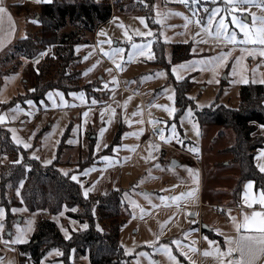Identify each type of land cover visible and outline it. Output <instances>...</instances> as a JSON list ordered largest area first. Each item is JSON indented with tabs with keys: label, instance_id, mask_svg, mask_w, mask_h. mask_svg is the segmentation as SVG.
<instances>
[{
	"label": "rangeland",
	"instance_id": "rangeland-1",
	"mask_svg": "<svg viewBox=\"0 0 264 264\" xmlns=\"http://www.w3.org/2000/svg\"><path fill=\"white\" fill-rule=\"evenodd\" d=\"M108 1L112 9L111 18L91 36L88 35L89 43L85 42L77 46L85 45L87 47V44H90L92 50L99 56L97 58H101L102 55L105 60L110 62L111 66L110 64L108 66L111 71L107 72L105 70L106 66H104L94 76L93 83L82 81L84 70L91 68L94 71L102 66V64H96L97 61L92 57L91 52L89 54L84 52L87 59L83 64L81 61L83 54H81L82 57L76 54L78 60L74 61L75 66L70 69L71 78L58 73V63L55 59L53 65L42 61L45 55H40L33 63L27 59H20L21 63L17 62L18 59L13 60L4 65V68L12 70H5V73H16L19 70L22 72V85L25 91L16 98L17 101L22 103L29 100L34 101L33 98L36 95L31 90L36 87V79L41 73V69L39 71L38 69L42 65L46 69L41 78V89L53 85L55 89L50 91L65 94L84 92L89 95L93 94V96L95 94L98 97L100 94L102 98L106 92H96V88H100V85H102V88L106 90V88L118 84L119 76L121 83L127 90L137 95L134 96L127 92L123 93L119 99L120 109L118 114L122 116L124 123L121 131L123 152L118 159L122 164V177L119 180L114 175L112 176L113 180L110 177L108 181L102 183H96L95 176L89 180L92 186L95 183L98 184L99 193H106L115 189L121 190L124 207L120 218L122 225L119 231V243L127 258L126 264H202L201 259L198 258L199 246L197 240L199 215L196 207L200 185L198 171L196 167L192 166L187 157L177 151H171L151 139L150 132L154 131L160 141L188 153H194L190 151L192 148H197L199 152L203 153L207 147V150L208 148L211 149L210 155L215 154V157L220 159L217 161L223 162V156L225 157L226 153H222V156H220L218 152L236 144L235 130L232 127L224 128L227 129V137L221 139L219 137L221 127L214 126L207 129L200 126L195 119V111L210 106L216 100L219 104L227 107L238 108L241 101V87L249 83L262 84L261 81H264V56L259 54V49L264 46L228 43L223 36L209 35V32H216V25L223 17L227 26V34L234 31L238 39H243V33L232 23V17L235 16L238 20L250 26L253 13L257 17L264 16V10L257 6L258 4H264V0H254L253 3H238L235 8L229 5L226 0H186V2H181V0H155L153 4V22L155 26L153 27L149 25L147 18L141 13L130 11L128 9L129 5L122 3L125 10L121 12L115 6L116 0ZM43 3L45 2H28L24 4H29L32 11L39 12ZM217 8L220 11L212 16L213 10ZM13 9L16 14L18 12L19 17L24 19L26 34L24 37H27L28 31L31 30L28 26V20H26L24 14H20V8ZM210 16H212V24L208 22ZM186 17L187 19H185ZM140 18H143L144 23H141ZM196 20H199L200 23L197 24ZM137 30L143 33L150 32L151 35H137ZM101 32L105 34L100 35ZM125 32L131 36V41L125 38ZM40 33L39 30L33 36H39ZM45 36L50 38L53 35L49 33ZM159 39L165 43V53L166 50L169 51L171 57H173L174 48L177 45L190 46L191 53L194 54L190 61L171 67V72L177 81L187 79L189 82L190 80L193 82V86L188 93V98L192 103L180 115H178L176 107V92L173 83L169 80L167 70L169 67L166 65L169 63L166 57L164 66L155 64L153 58L149 59L147 54L143 56L136 55L132 60L128 59V53L132 51V43L144 45L149 41H151V44L149 49L145 51L147 53L150 50L153 57L152 47L154 42ZM108 41L112 43L109 44ZM76 47L74 49L75 53ZM117 47L125 49L122 54L123 59L117 58L116 61L122 65L121 69H117L116 64L104 55V52ZM101 49L104 51L102 52ZM47 52V56H50L52 51L48 49ZM224 56H227V59L217 67L219 64L218 58ZM76 62H79V64L76 65ZM179 65H185V68L181 69L178 67ZM174 67L177 68L175 74L173 73ZM157 73H163L164 75L157 76ZM177 75L181 78L177 79ZM224 76L227 77L226 80ZM24 80H26L25 83ZM210 80L212 83H209ZM243 80H246L247 83L241 82ZM169 95H173V100L168 99ZM157 105L174 108L175 112L172 116H169L163 108L157 107ZM188 109L192 110L191 117L186 115ZM133 113H136V115H133ZM95 120L98 122L97 118ZM150 121H157L158 123H150ZM89 125L88 123L86 126L83 150H81L82 146L80 149V145H77L76 153L74 148L70 150L74 158L78 157L81 151L86 153L84 156H80V159L76 162L78 172L91 166L99 158V155L94 153L96 139L89 137L90 134L95 135L99 125L95 121L91 126ZM173 125H175V138H171L170 142L161 140L157 129L163 130L165 137H171ZM48 129L49 126H46L40 133L44 135ZM141 130L143 132L139 134ZM70 131V127H68L60 143L59 153L68 147ZM76 132L78 135L79 132ZM77 135L75 141L78 139ZM212 138L214 141L209 145L208 143ZM150 145L154 146L151 153ZM112 149H109V151ZM172 156L183 161L181 166L177 168L170 166L169 160ZM61 157L58 154L54 163L43 166L49 167L56 164L58 170L62 172L59 169V163L62 165ZM163 157L165 158L164 162L162 161ZM0 158L2 157L0 156ZM10 160L11 158L8 162ZM21 160L18 159V161ZM67 163H69L67 165H70L68 167L73 165L70 162ZM5 164H0V170ZM34 168H37L36 164H34ZM189 169L192 170L191 173L188 171ZM23 185L24 182L21 181L16 188L9 186L5 195L0 191V208L4 209V217L0 219V223L4 225L3 229H0V264H31L29 255L26 252L20 253L16 249L19 244L24 243L16 242L17 236L20 234L17 226L24 232L27 231L24 224L25 211L23 209L25 204L21 197ZM2 186L1 182L0 187ZM188 192L193 194L191 196L185 195L178 200L172 199L173 197H180L181 193ZM1 193L3 194L2 197ZM161 197L166 199L161 200ZM13 209H20L21 211L13 212ZM60 213H63L62 220L59 222L60 227L67 230V232H72V227L78 221L67 216L65 206ZM193 214L196 216L193 217ZM7 217L8 223L5 222ZM18 219H20V222ZM7 232H11L13 236L7 235ZM174 241L179 243H174ZM162 246L167 247V250L175 257V261L169 258ZM75 257L72 256L71 261L78 264L79 259L77 260ZM23 258L24 261H22ZM54 261L57 262V259ZM58 261V264H64L62 260L58 259Z\"/></svg>",
	"mask_w": 264,
	"mask_h": 264
},
{
	"label": "trees",
	"instance_id": "trees-1",
	"mask_svg": "<svg viewBox=\"0 0 264 264\" xmlns=\"http://www.w3.org/2000/svg\"><path fill=\"white\" fill-rule=\"evenodd\" d=\"M154 2L155 0H116L115 6L123 12L125 6L122 3L129 5L130 11L141 13L153 27L155 26ZM13 7L20 8V14H24L31 30L28 31L27 37L16 40L0 55V87L4 76L8 74L5 70H10L4 68V65L16 59L19 63H21L20 59H27L33 63L41 53L45 55L42 61L53 65L55 59L58 63V73L64 74V77H70V69L75 66L74 61L78 60L75 47L85 42L89 43V36L112 16L108 0L100 2L51 0L49 3H43L39 12L32 11L30 5L24 3ZM39 30L41 32L39 36H33ZM49 33L53 36L46 38L45 35ZM48 49L52 51L50 56H47ZM153 52V62L158 66H164L166 64L165 43L160 39L154 42ZM191 57L190 46L177 45L174 48L172 63H179ZM77 64L79 62H76ZM166 65L169 67L168 64ZM40 69L36 87L31 90L36 95L33 99L37 103L45 99L48 91L55 89L53 85L41 89V78L46 67L42 65L38 71ZM192 86L193 82L187 79L178 81L174 85L178 115L192 103L188 98ZM240 96L239 108L227 107L216 100L210 106L195 111V119L202 127H232L235 130L236 144L227 151L233 155L234 162L240 166L239 180L235 189L237 195L241 193L244 183L249 180L254 181L256 187L264 191V173L257 170L253 161L255 151L264 144V138L252 137V133L257 129L256 124L264 125V84L243 85ZM18 102L20 101L14 98L1 107L6 109ZM121 131L120 128L116 132L112 143L103 154H109L111 152L109 149L119 143ZM93 135L90 134L89 137ZM19 154L23 155L21 161H18ZM3 155L11 158L0 170V184L1 182L3 184L0 191L4 195L9 186L16 188L23 181L21 197L30 212L39 211L57 215L65 206L68 217L82 225H88L87 228L73 232L70 238L65 239L54 221L41 216L32 238L28 243L19 245L18 252H26L33 264H41L43 257L52 249H59L62 252L60 260L64 264H74L71 261L72 256H76L75 259L88 256L90 264L127 263L124 250L119 243V231L122 225L120 218L124 207L121 190H110L105 194H90L85 197L80 185L70 176L60 172L56 164L44 167L40 161L29 159L26 151L13 143L10 132L0 127V156ZM34 164L37 165L36 169ZM7 221L8 217L5 222L8 223Z\"/></svg>",
	"mask_w": 264,
	"mask_h": 264
},
{
	"label": "crops",
	"instance_id": "crops-1",
	"mask_svg": "<svg viewBox=\"0 0 264 264\" xmlns=\"http://www.w3.org/2000/svg\"><path fill=\"white\" fill-rule=\"evenodd\" d=\"M100 1L101 0H96V2ZM28 2L38 3L37 0H0V6L6 8L3 23L0 24V55L4 51H6L16 40L23 38L26 35L24 29L25 21L22 17H19L14 12L13 6L16 4ZM45 3L49 2L45 0ZM100 26H98V28ZM98 28L96 29V31L98 30ZM84 52L85 54H89L91 52L92 57L97 61L96 64H102V66L98 70L93 71L91 68H89L83 71L82 81H84L85 83H93L94 76L97 75V73L100 72L104 66H106L105 70L109 72L108 69L110 68L108 64H110V62L105 60L102 55L101 58H97L99 56L92 50V46L90 44H87V47L85 45L76 47V54L80 55L81 57V54H83L81 60L82 64L85 61ZM152 53L154 61L153 49ZM170 54L171 53L166 50L165 56L169 63V68L167 69L169 72V80L173 83L174 86L178 81L174 78V75L171 72V67L179 63L188 62L192 57L179 63H172V57ZM117 82L118 84H115L108 89L106 88V90L102 88V85H100V88H96V92H106L102 98L100 94L98 97L95 94L93 96V94L89 95L84 92H73L65 94L63 92L50 91L46 94V100H42L39 103L33 100H30L32 101V104L27 103V101L23 103L18 102L8 109L1 110L2 105L9 103L14 98H17L19 95L23 94V92L25 91L22 85V72L20 70L16 73L13 72L11 74H6L0 87V115H3L5 117L4 122L0 123V127L7 129L10 132L13 143L17 147L26 151V154L29 158L36 159L45 166L54 163L58 154L59 157L62 156L60 160L62 162V165L59 163V169L63 173L69 174L70 177H77V180L74 181L80 185L82 194L84 195L85 189H90L87 196H89L90 194H98L100 191L98 190V184L96 183L108 181L109 178L111 177L112 179V176L114 175L115 177L119 178V180L122 177V164H120V161L118 160L119 157L122 156L123 152L121 136L119 143L113 146V149L109 154L103 153L104 150L108 148V146L112 143L116 132L120 128L123 130L124 123L122 121V116L118 114V111L120 109L119 99L121 98L123 93L127 92L134 96H137L136 93L127 90V88L121 83L119 76ZM122 87H124V89H122ZM49 93H52L51 99H49ZM57 93L62 94L63 100H61L60 95H57ZM80 94H83V101H81V99L79 98ZM93 100L96 101L95 104L92 103ZM84 113H88V115L85 116ZM96 118L98 119V122L95 120ZM94 121L99 125L95 132V135H93V138L96 139L94 153L95 155H99V158H97L91 166L87 167L81 172H78L76 170V162L80 159V156H84L86 153H83L81 151L82 154L80 153L78 157L74 158L72 157L70 150L74 148V152L76 153L77 145H80V149L82 146L81 150H83V139L85 138L86 134V126L88 123L90 124L89 126H91ZM46 126H49V129L47 133L42 135L40 132ZM256 126L257 129L254 133H252V137L264 138V125L256 124ZM68 127H70L71 130L70 137L68 139V147H66L63 152L59 153L58 151L60 143ZM204 127L209 129V127L214 126ZM221 128L219 131V137L223 139L227 137V129L222 128L221 131ZM102 129H104L103 132L101 131ZM158 130L159 129H157V131ZM76 131L79 132L78 135ZM76 135L78 139L75 141ZM150 138L155 140L157 143H160L161 145H163L162 143H164L157 137L156 139H154L151 136V133ZM17 140L22 141V143H17ZM213 141L214 139L212 138L208 144L210 145ZM25 143L30 146L25 148ZM164 144L165 145L163 146L171 151L173 150L171 147H175L166 143ZM230 147L232 146H228L224 149L219 150L218 152L220 156H222V153H226V156H223V162L217 161L220 159H217L215 157V154L210 155L211 149L208 148L207 150V147L203 153L199 151L194 152L200 154L199 168L191 161L189 157L181 153L183 156L188 158L192 166L196 167L200 178V185L198 187L199 196L196 208L199 215V222L197 224V240L199 249L201 250L200 251L198 249V258L201 259L202 264H220V259L214 254L206 256L204 255V253L213 252L215 247H219L221 251H226L228 245L225 244V237H237L238 234L233 226L231 217H235L237 222H239L242 219L243 214H251V212L253 211L264 210L259 204H255L251 208L247 207L244 204L245 185L249 181L253 182V188L251 190L252 195H257L259 192L263 191L262 189L256 187L254 181H246L241 193L239 195L235 193V189L239 180L240 166L239 164L234 162L233 155L227 151ZM262 151H264V144L254 153L253 161L255 167L257 164L256 157ZM22 156V154H19L20 159H22ZM1 157L2 158H0V164H5L6 162H8V156L4 155ZM104 157H107L108 159L105 160ZM46 161H51V163H45ZM162 161H165L164 157ZM67 162H70L73 165L71 167H68L70 165H67L69 164ZM169 162L170 166L173 165L172 168H177L181 166L183 161L172 156ZM86 170L87 174H85ZM257 170L259 169L257 168ZM94 176L96 178V183L94 184V186H92L89 179ZM23 210L25 211V230L27 231L24 232L25 242L22 244L28 243L32 238V235L36 228V224L41 215L51 221H54L58 225L62 235L65 238V234L61 230L62 228L59 225V222L63 217L61 213L52 215L48 214L47 212H30L25 206ZM218 211H222V213L218 214ZM192 216L195 217L196 215L193 214ZM30 221L31 223L29 224ZM199 224H201V232ZM72 229V232H75L78 230H83L85 228L82 224L76 222L75 226H73ZM241 231L243 232V230ZM72 232H68V238H70ZM210 241L213 243L210 244ZM16 249H18V247ZM61 256L62 252L59 249H52L43 257V259L41 260V264H58V259H60ZM236 256H238V253H233V257ZM231 258L232 257H224V260L226 261ZM53 259H57V262ZM78 263L90 264L89 257H80ZM31 264L33 263L31 262ZM257 264H264V259L257 261Z\"/></svg>",
	"mask_w": 264,
	"mask_h": 264
},
{
	"label": "snow or ice",
	"instance_id": "snow-or-ice-1",
	"mask_svg": "<svg viewBox=\"0 0 264 264\" xmlns=\"http://www.w3.org/2000/svg\"><path fill=\"white\" fill-rule=\"evenodd\" d=\"M38 3L45 2V0H37ZM47 2H50V0H47ZM181 2H186V0H181ZM226 2L231 5L233 8H235L236 4L238 3H253L254 0H226ZM258 7H261L262 10H264V4H258ZM220 11L219 8L214 9L212 12V16H215L218 12ZM6 13V8L3 6H0V24L3 23L4 15ZM176 15H181L180 13H175ZM159 15V13H158ZM212 16L209 17V24H212ZM10 19V18H9ZM187 19V17L185 18ZM141 23H144L143 18H140ZM35 22V21H33ZM197 24L200 23L199 20L195 21ZM232 23L235 24L240 31L243 33V39H238L236 32H232L231 34H227L226 32V24L225 20L223 17L219 20V23L216 25V32L211 33L209 32V35H216L217 37L223 36L224 40H226L228 43L232 44H251V45H261L264 46V16H259L257 17L254 13L252 14V24L249 26L248 24L238 20L235 16L232 17ZM123 27V25H121ZM207 31V29H205ZM105 33L101 32L100 35H104ZM137 35L140 36H150L151 33H143L140 32L139 30L136 31ZM125 38L129 41H131V36L128 35L127 32H125ZM109 44H111V41H108ZM151 44V41H149L147 44L140 45L136 43L131 44L132 51L128 53V59L132 60L134 56L136 55H146L148 56L149 59H152V55L150 50L146 53V49H149V46ZM103 52L104 50L101 49ZM125 49L123 48H112L108 52H104V55L107 56L114 64H116L117 69H121L122 65L117 63V58L123 59L122 54L124 53ZM244 51V49H242ZM255 51V50H254ZM252 54V53H250ZM259 54L261 56H264V47H261L259 49ZM41 55H44V53H41ZM87 59V57H85ZM219 59V64L217 67L222 65L224 61L227 59V56H224L223 58H218ZM95 67V66H93ZM179 68L183 69L185 68V65H179ZM214 70V69H213ZM108 71H111L108 69ZM177 72V68H173V73L175 74ZM157 76H162L164 75L163 73H157ZM181 77L177 75V79H180ZM243 83H247L246 80L241 81ZM255 82V81H254ZM264 83V81H261ZM209 83H212L210 80ZM57 95H60L61 100H63V96L60 93H57ZM75 95V94H73ZM49 99L52 98V93L48 94ZM79 98L81 101H83L84 97L83 94H80ZM169 100H173V95L168 96ZM27 103L32 104V101H27ZM93 104L96 103L95 100L92 101ZM157 107L163 108L169 116H172L173 113L175 112L174 108H169L166 105H157ZM85 116L88 115V113H84ZM133 115H136V113H133ZM188 117H191L192 115V110L188 109L187 114ZM5 117L3 115H0V123L4 122ZM142 122V121H141ZM150 123H158L157 121H150ZM102 132L104 129L101 130ZM160 139L165 141V142H170L171 138H175L176 132H175V125L172 126V135L171 137H165L163 130H158ZM143 130H141L142 134ZM127 135V134H126ZM138 135V134H136ZM15 139V137H14ZM17 143H22V141L17 140ZM178 143L180 141H177ZM30 145L24 144V147L27 148ZM106 146V145H105ZM154 146L150 145V153L151 149ZM192 152H198L199 149L197 148H192L190 149ZM105 160H107V157H104ZM257 164L256 167L259 169L260 172L264 173V151H262L257 157ZM45 163H51V161H46ZM191 173V169L188 170ZM67 175V173H64ZM87 174V170L85 172ZM73 180H77L76 176L71 177ZM253 188V182L249 181L245 185V192H244V204L251 208L255 204H259L262 209H264V191L259 192L257 195H252L251 190ZM90 189H85L84 191V196L87 197L88 192ZM19 194V193H18ZM193 193L188 192V193H181L180 197H173L172 199L178 200L181 197L187 195L191 196ZM166 199L165 197H161V200ZM16 211H21L20 209H13V212ZM72 211H76V209H72ZM63 215V213H61ZM4 217V209L0 208V219H3ZM233 226L237 232V237H225V244L228 245L226 251H221L219 247H215L213 252H205L204 255H215L220 259V264H257V261L264 259V210L261 211H253L251 214H243L242 219L237 222L235 217H231ZM31 221L29 222V224ZM4 225L0 223V229H3ZM84 228H87L88 225L84 224ZM18 232L20 233L17 236L16 242H25L24 241V230L19 229V226H17ZM64 231L65 238H68V232L65 229H61ZM243 230V232L241 231ZM174 243H179L178 241H174ZM212 244L213 242H209ZM165 248L167 254L169 255V258L175 261V257L171 255V252L167 250L166 246H162ZM233 253H238V256L233 257ZM224 257H232L231 259L224 260Z\"/></svg>",
	"mask_w": 264,
	"mask_h": 264
},
{
	"label": "built area",
	"instance_id": "built-area-1",
	"mask_svg": "<svg viewBox=\"0 0 264 264\" xmlns=\"http://www.w3.org/2000/svg\"><path fill=\"white\" fill-rule=\"evenodd\" d=\"M122 89H124V87H122ZM151 136L156 139L155 134L153 133V131L150 132ZM163 145H165L164 143H162ZM173 150H176L184 155H186L187 157H189L191 159V161L199 168L200 167V154L198 153H188L185 150L176 148V147H171ZM222 211H218V214H221ZM199 228H200V232H201V224H199ZM3 245H6L5 243H2Z\"/></svg>",
	"mask_w": 264,
	"mask_h": 264
},
{
	"label": "water",
	"instance_id": "water-1",
	"mask_svg": "<svg viewBox=\"0 0 264 264\" xmlns=\"http://www.w3.org/2000/svg\"><path fill=\"white\" fill-rule=\"evenodd\" d=\"M224 78L226 79V76H224ZM173 166V165H172ZM18 221L20 222V219H18ZM8 235H11V233L10 232H8Z\"/></svg>",
	"mask_w": 264,
	"mask_h": 264
}]
</instances>
